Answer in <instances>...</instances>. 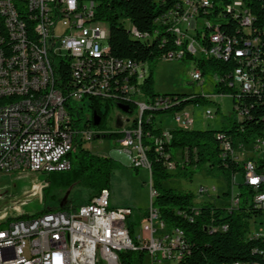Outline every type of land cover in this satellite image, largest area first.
I'll use <instances>...</instances> for the list:
<instances>
[{
  "label": "built area",
  "instance_id": "1",
  "mask_svg": "<svg viewBox=\"0 0 264 264\" xmlns=\"http://www.w3.org/2000/svg\"><path fill=\"white\" fill-rule=\"evenodd\" d=\"M212 7L211 0H181L180 5L162 23L175 37L174 48L162 59L183 60L197 52L195 37L189 29L202 30L210 23L202 18ZM240 19L244 31L251 37L254 16L241 0H233L227 8ZM201 20V21H199ZM95 21V4L80 0H0V98L13 101V108L0 115V175L17 172L50 174L71 169L70 154L79 143H87L107 135H116L119 152L131 160L136 169L143 166L140 151H149L143 143L148 134L143 122L150 121L153 111H168L179 101L173 95L149 97L142 85L147 75L144 64L105 55L104 25ZM183 24L187 27L184 30ZM38 25V32H30ZM132 31V29H131ZM158 33L132 31V37L153 41ZM6 40L16 43V51H7ZM222 35L218 28L210 37V53L205 56L231 58L237 66L231 72L233 100L254 95L264 96V52L257 38L241 39ZM44 73V84H35V74ZM193 79L201 82L199 70ZM95 99L112 102L117 110L114 128L95 126L91 108ZM118 105L128 107L125 113ZM86 109V114L85 110ZM239 120L249 114L243 102L234 106ZM81 114L78 120L75 116ZM135 113L133 117L129 115ZM174 128L191 130L195 120L189 106L174 111ZM121 116L122 126H116ZM213 113L207 110L205 117ZM112 119V117H110ZM155 152L167 157L165 147L172 140L171 129H163L151 137ZM224 157L242 166L245 185L252 190V206L264 216V138L251 142L252 151L235 152V138L218 134ZM240 147L244 150V144ZM175 172L176 165L167 162ZM236 174L231 188L236 185ZM151 190V187H150ZM232 190V189H231ZM200 194L208 193L201 188ZM231 193V192H230ZM110 191L103 190L90 202L72 211H52L33 218L0 216V264H121L120 253L145 250L146 264H183L187 249L179 237L159 225L154 197L148 210L146 235L131 237L128 219L131 208H112ZM225 205L232 211L240 204V193L230 194ZM195 209V208H194ZM193 221L191 218L189 219ZM227 226L211 228V232L226 231ZM247 241H264V233H254ZM254 260L232 264H264V245L253 251ZM144 262V264H145Z\"/></svg>",
  "mask_w": 264,
  "mask_h": 264
},
{
  "label": "trees",
  "instance_id": "2",
  "mask_svg": "<svg viewBox=\"0 0 264 264\" xmlns=\"http://www.w3.org/2000/svg\"><path fill=\"white\" fill-rule=\"evenodd\" d=\"M212 7L203 15L210 27L204 26L195 36L202 53H210V37L216 33V28L222 35L229 38H237L242 47L241 39L257 38L264 52V0H241L245 7L254 16L251 37L244 31L240 19L234 18L233 13H228V6L233 0H211ZM82 4L93 2L95 4V21L107 23L109 26L106 47L108 53L117 59L132 60L138 63L150 64L163 58L174 48L175 37L168 32V26L162 23L164 16L177 8L181 0H80ZM129 19L132 31L142 34H155L153 41H142L140 37H132V31L126 30L123 21ZM189 53L185 57H191ZM184 57V58H185ZM195 64L203 75L211 72L219 82L216 84L217 95H232L235 93L230 86L231 72L237 66L232 58L228 61L205 56L196 60ZM148 73V72H147ZM143 91L151 98L160 96L153 87L152 74L146 75ZM179 104L168 111H153L150 121L145 116L143 132L148 134L143 143L150 145L147 159L150 163L151 190L153 192L154 208L158 211L159 218L170 231H179L182 234L187 255L183 264H232L235 262H247L254 260L253 251L256 247L264 245L263 240L247 241L249 232L248 220L253 217H261L262 212L252 206V190L245 184L240 186V204L229 211L226 207H218L213 202L201 205L194 203V195L182 193L164 187V182L173 178H191L195 169L207 168L209 172L223 173L230 183L232 177L241 173L242 166L230 157H224L223 149L217 139L218 134H224L231 139L242 136L246 142L253 139L264 138V96L260 99L254 95H248L242 99L233 100V105L242 102L249 108V114L238 123L233 124L232 130L200 131L185 130L181 128L171 129L172 140L166 145L164 155L155 152L151 137L159 136L161 128L155 125V115L159 113H174L189 105H204L208 103L205 97L199 95H173ZM114 104L95 99L91 108L92 113L101 116L100 127H105L110 118ZM78 120L81 114L75 116ZM105 138L116 139V135H107ZM181 155L178 159L179 154ZM72 167L66 172L60 173L65 189L74 185L85 187L89 191L90 202L103 190L111 189L112 172L122 164L110 156H97L88 151L83 143H79L76 150L70 154ZM167 162L176 165L175 172L167 169ZM49 177L53 173L48 174ZM231 186V183H230ZM231 191L224 194L229 197ZM195 208V209H194ZM66 205L57 210L45 208L34 215H22L20 218H33L52 211H65ZM133 210V209H132ZM146 213L133 210L128 219V229L133 237L135 226H140L147 217ZM192 219L191 222L189 219ZM227 226L226 231L211 232V228ZM175 229V230H173ZM146 251H124L120 253L121 264H144Z\"/></svg>",
  "mask_w": 264,
  "mask_h": 264
},
{
  "label": "rangeland",
  "instance_id": "3",
  "mask_svg": "<svg viewBox=\"0 0 264 264\" xmlns=\"http://www.w3.org/2000/svg\"><path fill=\"white\" fill-rule=\"evenodd\" d=\"M201 21V20H199ZM126 30L132 29L129 19L123 21ZM187 27L183 24V29ZM104 29L109 31L108 24ZM107 31V33H108ZM199 32V31H198ZM191 37L196 36V31L189 29ZM143 41V40H142ZM200 45L195 43L197 52L191 57L183 60L168 61L160 59L156 62L146 64L147 75L152 74L153 87L159 95H199L205 97L208 103L204 105H189L195 123L191 130L200 131H221L232 130L233 124L239 122V118L234 111L233 99L230 95H217L216 84L219 79L209 72L202 76L201 82L193 79V73L198 70L195 59H201L203 54ZM85 110V114L86 109ZM207 110H211L213 116L206 118ZM117 110L113 107L106 125L114 128L113 117L117 115ZM135 113L129 116L133 117ZM155 125L157 128H174L175 121L173 113H159L155 115ZM244 144L245 148L240 147ZM85 148L97 156H111L122 164V167L114 170L111 176L110 201L112 208H131L135 212L146 213L151 205L153 192L150 190V173L144 168L136 169L131 165V160L123 152H119V144L113 138H98L86 144ZM250 153L252 145L248 144L242 136L235 137V152L240 155L242 152ZM178 159H180V153ZM248 156L240 155L241 160ZM60 173L54 172L52 177L48 174L37 172H17L13 174L0 175V216L9 213L8 216L34 215L45 208L57 210L66 205L65 211H72L85 205L89 199V191L80 185H74L65 189L62 184ZM236 185L231 188L227 177L218 171L209 172L207 168L195 169L191 178H173L164 182V187L182 193L194 195V203L201 205L213 202L218 207L227 205L230 197L224 196L231 191L233 194L240 192V186L245 183L242 173L236 174ZM201 188H206L208 193L200 194ZM232 189V190H231ZM67 195V197H66ZM66 197V199H65ZM65 199V200H64ZM146 221L140 226H135L133 238L147 234ZM249 232L246 238H250L254 233H264V216L253 217L248 220ZM147 263V258L146 262Z\"/></svg>",
  "mask_w": 264,
  "mask_h": 264
},
{
  "label": "bare ground",
  "instance_id": "4",
  "mask_svg": "<svg viewBox=\"0 0 264 264\" xmlns=\"http://www.w3.org/2000/svg\"><path fill=\"white\" fill-rule=\"evenodd\" d=\"M107 31L104 29L103 47H105V55L108 53V48L106 47V42H107V37H108ZM30 32H38V25H30ZM6 48H7V51H16V43L13 42V40H6ZM35 84H44V73L35 74ZM12 108H13V101L4 100V98H0V115L3 112L10 111V109ZM146 153L147 151H140V158H143L144 167H150V163L147 159ZM155 211L157 210L155 209ZM158 218H159V214H158ZM159 225H161L165 229H168L166 224L163 221H161L160 218H159ZM168 231L170 230L168 229ZM170 232H171V235L177 236L180 238L181 241H183L181 232L179 231H175V232L170 231ZM183 244H184V241H183Z\"/></svg>",
  "mask_w": 264,
  "mask_h": 264
},
{
  "label": "water",
  "instance_id": "5",
  "mask_svg": "<svg viewBox=\"0 0 264 264\" xmlns=\"http://www.w3.org/2000/svg\"><path fill=\"white\" fill-rule=\"evenodd\" d=\"M118 108L120 109V110H122L123 112H125V113H127L128 112V107L127 106H124V105H118ZM101 116L100 115H98L97 113H94V125L95 126H99L100 124H101ZM116 126L118 127V128H120L121 126H122V120H121V116H118L117 117V120H116ZM66 197H67V195H66ZM66 197H65V199H66ZM64 199V200H65ZM63 203H64V201L61 203V207L63 206Z\"/></svg>",
  "mask_w": 264,
  "mask_h": 264
},
{
  "label": "crops",
  "instance_id": "6",
  "mask_svg": "<svg viewBox=\"0 0 264 264\" xmlns=\"http://www.w3.org/2000/svg\"><path fill=\"white\" fill-rule=\"evenodd\" d=\"M166 129L170 130V129H173V128H166ZM110 157H112L113 159H116V158H114L113 155H111ZM149 173H150V172H149ZM150 184H151V173H150Z\"/></svg>",
  "mask_w": 264,
  "mask_h": 264
}]
</instances>
